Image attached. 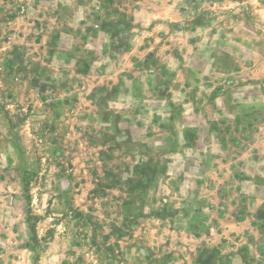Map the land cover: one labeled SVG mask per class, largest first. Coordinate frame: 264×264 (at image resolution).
<instances>
[{"label": "crops", "instance_id": "crops-1", "mask_svg": "<svg viewBox=\"0 0 264 264\" xmlns=\"http://www.w3.org/2000/svg\"><path fill=\"white\" fill-rule=\"evenodd\" d=\"M21 1L24 13L0 20V32L16 36L19 60L27 51L47 67L31 68V81L15 82L16 93L26 85L36 91L41 78L48 91L57 77L65 89L79 78L70 84L87 94L85 111L100 126L117 127L126 145L139 140L136 129L145 132L143 141L164 150L169 163L163 186L184 191L174 205L179 215L129 236V264H264V103L250 100L253 93L232 103V89L193 80L206 75L192 63L199 46L210 54L215 25L202 16L216 0ZM229 1L245 14L240 27L254 30L249 0ZM7 44L5 38L2 49ZM17 74L1 71L0 92L8 93ZM126 155L132 157L128 149ZM9 229L0 211V232Z\"/></svg>", "mask_w": 264, "mask_h": 264}, {"label": "rangeland", "instance_id": "rangeland-1", "mask_svg": "<svg viewBox=\"0 0 264 264\" xmlns=\"http://www.w3.org/2000/svg\"><path fill=\"white\" fill-rule=\"evenodd\" d=\"M23 3L0 0V20L19 8L24 13ZM248 5L254 30L240 27L245 14L229 0L205 4L202 18L215 25L210 54L199 46L200 59L192 63L206 74H195V85L232 89V103L247 102L249 93L250 100L264 103V0ZM198 37L206 39V30ZM5 38L9 44L2 49ZM13 40L0 32V73L18 72L8 93L0 92V211L14 229L0 232V264H129L135 257L129 255V236L145 223L179 215L174 205L184 191L163 186L171 177L164 150L145 143L143 131L136 129L139 140L126 145L117 127L100 126L85 111L91 107L87 94L70 84L79 78L65 89V79L57 77L53 91L41 78L36 91L26 85L16 93L15 82L31 81V68L47 65L31 62L27 51L19 60ZM86 58L89 64L91 56Z\"/></svg>", "mask_w": 264, "mask_h": 264}, {"label": "built area", "instance_id": "built-area-1", "mask_svg": "<svg viewBox=\"0 0 264 264\" xmlns=\"http://www.w3.org/2000/svg\"><path fill=\"white\" fill-rule=\"evenodd\" d=\"M98 26V25H97Z\"/></svg>", "mask_w": 264, "mask_h": 264}]
</instances>
